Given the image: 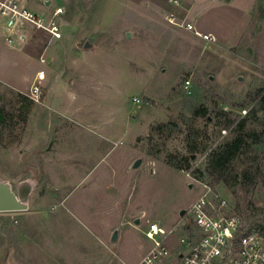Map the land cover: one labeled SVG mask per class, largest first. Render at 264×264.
<instances>
[{
  "label": "rangeland",
  "instance_id": "1",
  "mask_svg": "<svg viewBox=\"0 0 264 264\" xmlns=\"http://www.w3.org/2000/svg\"><path fill=\"white\" fill-rule=\"evenodd\" d=\"M45 1L26 4L45 18L64 8L60 39L28 24L9 43L0 20V177L14 188L36 182L28 210L0 212V264H139L153 244L150 222L177 224L201 193L194 170L236 135L216 113L238 121L258 105L264 0H212L200 18L219 33L215 42L170 23L166 0ZM34 84L39 101L24 121L20 94ZM200 105L210 120L192 116ZM257 116L246 130H263L264 111ZM194 137L203 152L190 150ZM191 153L189 167L169 163ZM255 155L235 163L259 174L255 189L217 186L246 218L264 207V155Z\"/></svg>",
  "mask_w": 264,
  "mask_h": 264
},
{
  "label": "built area",
  "instance_id": "2",
  "mask_svg": "<svg viewBox=\"0 0 264 264\" xmlns=\"http://www.w3.org/2000/svg\"><path fill=\"white\" fill-rule=\"evenodd\" d=\"M189 1L166 0V19L206 41L215 42V35L198 30L190 21V8L185 6ZM63 13L64 8L59 6L51 17L45 18L31 10L26 0H0V20L9 43L15 41L16 35L21 36L20 27L28 24L48 31L54 39H60V16ZM45 77V71L40 69L37 78ZM189 86L190 81L187 80L186 88ZM40 92L41 87L34 84L28 95L39 101ZM200 186L199 197L180 216L177 224L169 226L162 221L150 222L145 234L153 244L139 264H264V236L261 232L250 228L217 187L203 180ZM187 215L188 221L185 220ZM181 226L184 233L175 239V232Z\"/></svg>",
  "mask_w": 264,
  "mask_h": 264
},
{
  "label": "trees",
  "instance_id": "3",
  "mask_svg": "<svg viewBox=\"0 0 264 264\" xmlns=\"http://www.w3.org/2000/svg\"><path fill=\"white\" fill-rule=\"evenodd\" d=\"M25 101L19 106V117L22 120H26L27 115L31 112V106L35 103V100L27 94H20ZM259 102L258 105L253 108L248 115L240 118L232 117L231 113L221 109L216 113V124L221 127L230 128L236 124V135L211 149L206 158L204 165L194 170V174L201 180L211 183L217 187L219 184L236 188L242 182H245L246 187H253L254 189L259 185V174H253L252 166H247L241 171L237 170L235 165L236 161L243 156L255 153V158L258 159L260 154L264 155V128L260 132L256 130H246V125L249 119H258V111H264V88H261L258 92ZM5 106L0 107V125L5 124ZM192 116L194 117H206L209 118V109L204 106H196L192 110ZM264 127V119H259ZM237 122V123H236ZM165 127V125H162ZM160 126V127H162ZM198 137V134L196 135ZM197 137L193 138V143L190 147L192 152H203L200 150L197 142ZM193 159V154H184L181 157L171 158L169 163L177 168H184L183 166H190V160ZM241 179V180H240ZM260 213L253 212L247 218L238 211V213L244 218L245 222L251 229H256L264 236V207L258 208Z\"/></svg>",
  "mask_w": 264,
  "mask_h": 264
},
{
  "label": "water",
  "instance_id": "4",
  "mask_svg": "<svg viewBox=\"0 0 264 264\" xmlns=\"http://www.w3.org/2000/svg\"><path fill=\"white\" fill-rule=\"evenodd\" d=\"M45 3L49 5L51 0H46ZM130 36V33L127 34ZM85 48L92 46L90 40L85 42ZM195 155H193L194 157ZM142 159H139L134 166H138ZM36 182L27 178L21 181L17 188L15 189L13 183L9 179H3L0 177V212H16V211H26L30 206V196L34 189ZM193 184H190L192 187ZM186 213V209H181L179 214L183 216ZM135 223H140V219H136ZM119 238V230L116 229L112 235L111 240L113 242L117 241Z\"/></svg>",
  "mask_w": 264,
  "mask_h": 264
},
{
  "label": "crops",
  "instance_id": "5",
  "mask_svg": "<svg viewBox=\"0 0 264 264\" xmlns=\"http://www.w3.org/2000/svg\"><path fill=\"white\" fill-rule=\"evenodd\" d=\"M198 0H191L189 2L185 3L186 7L190 8V21L192 23H194V25H197V29L202 31V32H206V33H212L213 35L216 36V38L218 37L219 33L217 32V30H215L214 28H209L206 25L203 24L202 19L200 18L202 15H204V12H208V10H210L209 8L211 6H209V3L212 0H201L200 2H198L199 4H197ZM232 0H223V7L225 6H229V4H231ZM195 13V15H194ZM192 15L194 17H192ZM194 18V19H193Z\"/></svg>",
  "mask_w": 264,
  "mask_h": 264
},
{
  "label": "flooded vegetation",
  "instance_id": "6",
  "mask_svg": "<svg viewBox=\"0 0 264 264\" xmlns=\"http://www.w3.org/2000/svg\"><path fill=\"white\" fill-rule=\"evenodd\" d=\"M16 189V188H15Z\"/></svg>",
  "mask_w": 264,
  "mask_h": 264
}]
</instances>
